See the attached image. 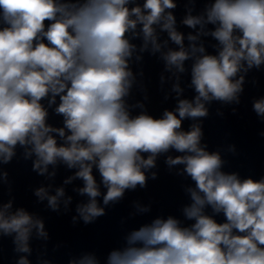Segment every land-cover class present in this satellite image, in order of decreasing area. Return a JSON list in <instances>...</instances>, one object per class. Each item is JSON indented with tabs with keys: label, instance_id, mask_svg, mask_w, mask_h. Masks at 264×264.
<instances>
[{
	"label": "clouds",
	"instance_id": "clouds-1",
	"mask_svg": "<svg viewBox=\"0 0 264 264\" xmlns=\"http://www.w3.org/2000/svg\"><path fill=\"white\" fill-rule=\"evenodd\" d=\"M128 3L84 0L77 6L56 0H0V24L4 25L0 27V156L8 162L17 143L32 144L38 157L34 168L41 172L57 158L69 167L79 164L77 175L86 185L81 191L93 198L80 209L88 221L103 214L94 199L99 191L92 164H97L108 187L107 204L124 189L144 184L141 166H152L155 154L170 147L190 153L170 163L186 164V172L196 182L198 191H191L193 203L185 209L187 218L195 220L192 228H182L172 218L158 219L132 234L131 242L138 246L111 252L108 264H264V180L241 181L236 175L222 173L219 155L198 146L200 129L178 131L181 119L172 112H166L163 119L147 115L130 119L125 111L122 97L131 75L126 57L132 48L125 33L139 22L145 40L155 44L153 25L163 21L170 38L182 44V36L173 28L174 17L165 14L175 7L173 0H145L143 9H129ZM207 19L219 22L212 35L222 50L218 56L204 55L195 63L192 83L199 95L195 106L180 101V118L206 115L201 98L233 99L242 78L236 82L231 78L241 61H247L248 67L264 63V0H215ZM45 21H50L47 27ZM184 23L194 27L200 18L190 16ZM187 58L183 50L166 56L181 71ZM65 90L56 111L64 115L71 135L67 136L68 146L58 147L48 134L58 131L63 137L64 130L46 125L47 112L40 100ZM254 107L264 114V100ZM142 152L152 155L144 160ZM42 194L40 189L37 195ZM60 195L62 189L57 192ZM57 196L49 197L53 207ZM206 204L216 212L223 211L227 222L217 223L203 214ZM10 207L6 204L0 210V230L16 233L17 250L28 252L32 227L37 226L43 235V224L22 209L6 216ZM234 229L240 234H233ZM18 264L29 262L21 257ZM81 264L94 261L86 257Z\"/></svg>",
	"mask_w": 264,
	"mask_h": 264
}]
</instances>
